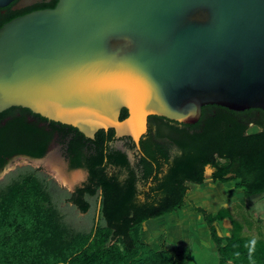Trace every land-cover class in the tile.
<instances>
[{"label":"water","instance_id":"water-1","mask_svg":"<svg viewBox=\"0 0 264 264\" xmlns=\"http://www.w3.org/2000/svg\"><path fill=\"white\" fill-rule=\"evenodd\" d=\"M208 104L264 110V0H58L0 27V112L139 148L149 116L194 124Z\"/></svg>","mask_w":264,"mask_h":264},{"label":"trees","instance_id":"trees-1","mask_svg":"<svg viewBox=\"0 0 264 264\" xmlns=\"http://www.w3.org/2000/svg\"><path fill=\"white\" fill-rule=\"evenodd\" d=\"M18 111L23 117L15 122L24 143L0 124V168L15 154L44 156L50 134L45 125L38 129L26 121L25 115L32 114L60 129L70 168H84L88 176L70 192L30 165L0 178V264H186L189 246L162 241L155 250L141 239L143 223L181 209L188 183L201 184L207 168L213 181L242 191L246 199L264 194L260 108L235 111L208 104L194 124L151 115L139 148L130 137L116 138L112 128L100 129L90 139L27 108L11 107L2 114ZM126 116L123 108L119 118ZM251 125L259 129L249 131ZM115 140L133 149V163L125 152L110 147ZM194 209L208 225L218 264H264V238L245 235L229 209ZM224 218L232 227L220 235L215 223Z\"/></svg>","mask_w":264,"mask_h":264},{"label":"rangeland","instance_id":"rangeland-1","mask_svg":"<svg viewBox=\"0 0 264 264\" xmlns=\"http://www.w3.org/2000/svg\"><path fill=\"white\" fill-rule=\"evenodd\" d=\"M259 128L251 125L249 131ZM119 148L122 144L119 143ZM20 165L40 168L60 187L73 191L82 185L87 177L84 169H69L54 146L38 159L14 157L0 169V178ZM116 169V168H111ZM211 169L207 168L205 180L201 184L188 183L187 203L179 210L143 223L142 240L151 248L158 249L162 241L168 246H189L191 254L186 264H218L219 255L212 240L208 225L202 215L195 211L199 206L208 212L215 213L220 208H227L232 218L241 223L245 235L264 238V194L261 197L246 199L242 191L232 186L215 182L211 179ZM55 176L62 178L59 182ZM93 212V210H91ZM85 213L78 212L82 216ZM218 233L224 234L222 222H216Z\"/></svg>","mask_w":264,"mask_h":264},{"label":"flooded vegetation","instance_id":"flooded-vegetation-1","mask_svg":"<svg viewBox=\"0 0 264 264\" xmlns=\"http://www.w3.org/2000/svg\"><path fill=\"white\" fill-rule=\"evenodd\" d=\"M58 0H0V27L5 24L6 22L10 21L13 18H16L18 16L24 15L26 13L35 11V10H39V9H45V8H54L55 5L57 4ZM13 107H19V106H13ZM11 108V107H10ZM23 108V107H22ZM9 109V108H7ZM7 109L3 110L0 112V124L1 125H7L6 127L8 128L7 131L13 132L12 133V138L14 139H18L21 138V131L19 128H17L18 124L15 120H19L20 117H23V115L18 111V112H14L15 115L12 114H8L7 112H5V114H2V112L6 111ZM35 114V113H34ZM26 121L33 125L34 127H38V129L42 126L45 125V130L50 134L49 137V141L47 143V148L45 151L44 156L49 152V150L51 149L52 146L55 147V149L57 150V152L60 154V156L65 159V163L67 165V167L69 169H84V168H70L69 166V158H68V147L66 146L65 143L61 142V136H60V129H58V127L52 128L49 124L48 121H41V119L37 116V115H32V114H26ZM38 130H34V135L36 136V132ZM70 134V133H68ZM29 135V134H28ZM72 135H69V138H71ZM127 137V136H124ZM23 141V138H21ZM20 139V140H21ZM36 139H39V137L37 136V138H34V140L36 141ZM38 141V140H37ZM30 143V141H28V144ZM119 143L122 144V148H119ZM111 148H115V149H120L121 151L125 152L130 160L131 163H133V149H128V147L125 145L124 140H115L113 143L110 144ZM137 148V147H136ZM14 157H24L27 159H33V157H29V156H25L22 154H15L13 156H11L10 158H8L7 162L5 163V165ZM4 165V166H5ZM3 166V167H4ZM1 169V168H0ZM86 170V169H84ZM87 172V170H86ZM87 176H88V172H87ZM87 178V177H86ZM76 187H74L75 189Z\"/></svg>","mask_w":264,"mask_h":264},{"label":"bare ground","instance_id":"bare-ground-1","mask_svg":"<svg viewBox=\"0 0 264 264\" xmlns=\"http://www.w3.org/2000/svg\"><path fill=\"white\" fill-rule=\"evenodd\" d=\"M55 177H56V179H57L59 182H62V181H63L61 177H59V176H55ZM62 183H63V182H62Z\"/></svg>","mask_w":264,"mask_h":264},{"label":"crops","instance_id":"crops-1","mask_svg":"<svg viewBox=\"0 0 264 264\" xmlns=\"http://www.w3.org/2000/svg\"><path fill=\"white\" fill-rule=\"evenodd\" d=\"M149 244V243H148ZM150 245V244H149Z\"/></svg>","mask_w":264,"mask_h":264}]
</instances>
